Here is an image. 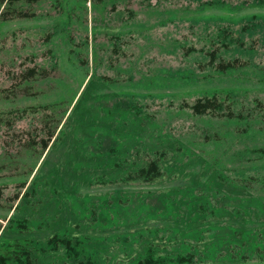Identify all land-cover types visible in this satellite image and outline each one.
<instances>
[{"label": "rangeland", "instance_id": "rangeland-1", "mask_svg": "<svg viewBox=\"0 0 264 264\" xmlns=\"http://www.w3.org/2000/svg\"><path fill=\"white\" fill-rule=\"evenodd\" d=\"M0 264H264V0H0Z\"/></svg>", "mask_w": 264, "mask_h": 264}, {"label": "trees", "instance_id": "trees-1", "mask_svg": "<svg viewBox=\"0 0 264 264\" xmlns=\"http://www.w3.org/2000/svg\"><path fill=\"white\" fill-rule=\"evenodd\" d=\"M14 1H17V0H8L9 3L10 2L12 3ZM210 103H211L210 100H207V102L198 101L196 104H194L193 109L196 110L197 112H200L202 111V109H206Z\"/></svg>", "mask_w": 264, "mask_h": 264}]
</instances>
